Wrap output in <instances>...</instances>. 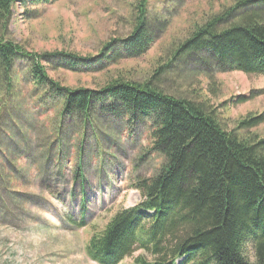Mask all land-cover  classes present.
<instances>
[{
    "label": "rangeland",
    "instance_id": "374dc122",
    "mask_svg": "<svg viewBox=\"0 0 264 264\" xmlns=\"http://www.w3.org/2000/svg\"><path fill=\"white\" fill-rule=\"evenodd\" d=\"M138 1L17 0L1 35L27 54L96 56L106 42L128 35ZM236 1L147 0L155 40L142 56L78 69L54 56L42 68L70 90H99L115 77L147 83L201 103L239 138L260 139L264 122L249 128L238 122L264 113V75L217 72L207 52L177 55L201 23ZM29 66L23 59L14 64V95L0 120V264H99L86 253L89 237L116 211L138 203L135 183L154 176L164 163L152 146V123L129 119L105 97L93 102L86 116L64 113L62 91L33 85ZM248 241L245 251L253 261ZM141 253L136 250L118 264H133Z\"/></svg>",
    "mask_w": 264,
    "mask_h": 264
},
{
    "label": "trees",
    "instance_id": "16d2710c",
    "mask_svg": "<svg viewBox=\"0 0 264 264\" xmlns=\"http://www.w3.org/2000/svg\"><path fill=\"white\" fill-rule=\"evenodd\" d=\"M16 1L0 0V120L14 95L13 66L23 59L30 65L33 85L58 95L62 91L64 113L86 116L92 103L105 97L113 101L110 107L117 105L129 119H149L153 149L164 158L154 176L135 183L141 200L116 211L102 230L89 237L87 255L99 264H118L136 250L142 253L133 264H264V137L239 138L224 130L201 103L175 98L147 83L115 77L99 90H70L59 87L42 68V62L54 56L71 69L90 64L102 68L142 56L155 40L148 29L147 0L138 1V13L125 38L106 42L99 54L85 57L27 54L6 40L1 29L8 25ZM228 17L232 21L224 24ZM198 52H207L217 72L264 75V0H237L201 23L177 55ZM262 122L264 113L248 116L238 126ZM247 241L253 261L245 251Z\"/></svg>",
    "mask_w": 264,
    "mask_h": 264
}]
</instances>
